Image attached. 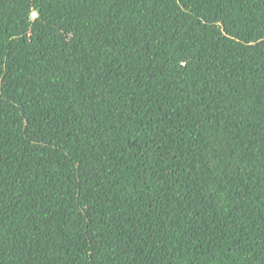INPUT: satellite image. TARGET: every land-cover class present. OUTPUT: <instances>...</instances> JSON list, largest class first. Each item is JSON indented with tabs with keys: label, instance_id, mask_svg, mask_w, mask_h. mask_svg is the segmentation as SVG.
Masks as SVG:
<instances>
[{
	"label": "trees",
	"instance_id": "1",
	"mask_svg": "<svg viewBox=\"0 0 264 264\" xmlns=\"http://www.w3.org/2000/svg\"><path fill=\"white\" fill-rule=\"evenodd\" d=\"M0 264H264V0H0Z\"/></svg>",
	"mask_w": 264,
	"mask_h": 264
}]
</instances>
